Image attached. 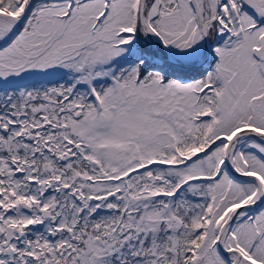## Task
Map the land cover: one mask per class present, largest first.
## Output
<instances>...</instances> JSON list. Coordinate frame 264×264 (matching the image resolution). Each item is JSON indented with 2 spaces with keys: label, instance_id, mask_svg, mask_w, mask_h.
Segmentation results:
<instances>
[{
  "label": "snow or ice",
  "instance_id": "1",
  "mask_svg": "<svg viewBox=\"0 0 264 264\" xmlns=\"http://www.w3.org/2000/svg\"><path fill=\"white\" fill-rule=\"evenodd\" d=\"M0 264H264V0H0Z\"/></svg>",
  "mask_w": 264,
  "mask_h": 264
}]
</instances>
